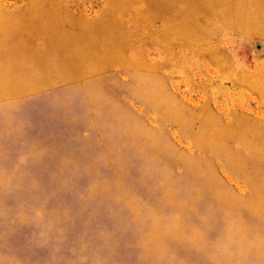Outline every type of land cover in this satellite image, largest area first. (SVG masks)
Instances as JSON below:
<instances>
[{"label": "rangeland", "instance_id": "rangeland-1", "mask_svg": "<svg viewBox=\"0 0 264 264\" xmlns=\"http://www.w3.org/2000/svg\"><path fill=\"white\" fill-rule=\"evenodd\" d=\"M0 264H264V0H0Z\"/></svg>", "mask_w": 264, "mask_h": 264}]
</instances>
